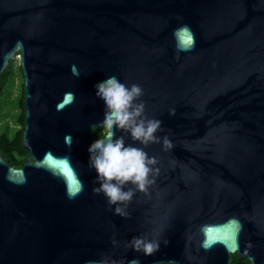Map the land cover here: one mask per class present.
Returning a JSON list of instances; mask_svg holds the SVG:
<instances>
[{
  "label": "water",
  "instance_id": "1",
  "mask_svg": "<svg viewBox=\"0 0 264 264\" xmlns=\"http://www.w3.org/2000/svg\"><path fill=\"white\" fill-rule=\"evenodd\" d=\"M14 58L27 156L0 153V264H264V0H0V73ZM109 76L142 87L173 145L144 148L158 173L126 218L88 151Z\"/></svg>",
  "mask_w": 264,
  "mask_h": 264
},
{
  "label": "clouds",
  "instance_id": "2",
  "mask_svg": "<svg viewBox=\"0 0 264 264\" xmlns=\"http://www.w3.org/2000/svg\"><path fill=\"white\" fill-rule=\"evenodd\" d=\"M73 74L78 75L75 71ZM96 88V95L105 105L103 126L106 135L92 142L88 149L90 165L97 173L99 183V187L93 191L96 194L102 193L109 206H115L114 215L126 218L129 215L126 211L128 203L137 191L146 193L154 183L153 175L158 173V169L154 168L157 159L149 156L144 148L162 142L164 149L169 150L173 145L167 136L161 138L156 135L163 131L162 122L145 115V105L140 100L143 96L141 86H128L117 77L109 76L98 83ZM174 114L175 109L169 111L170 116ZM114 129L127 132L133 141H139L143 147L126 146L124 137H116ZM128 243L133 250L142 251L145 255L158 251L161 245L159 239L140 236L133 237ZM163 243L166 245L168 241ZM133 264L138 262L133 261Z\"/></svg>",
  "mask_w": 264,
  "mask_h": 264
},
{
  "label": "trees",
  "instance_id": "3",
  "mask_svg": "<svg viewBox=\"0 0 264 264\" xmlns=\"http://www.w3.org/2000/svg\"><path fill=\"white\" fill-rule=\"evenodd\" d=\"M19 77V92L15 97V79ZM21 72L15 58L0 73V153L13 167H20L27 152L21 146V127L23 124V91ZM91 134L98 137L103 134L101 127H92ZM229 264H249L246 259H239L236 254L230 255ZM170 264V263H162Z\"/></svg>",
  "mask_w": 264,
  "mask_h": 264
},
{
  "label": "rangeland",
  "instance_id": "4",
  "mask_svg": "<svg viewBox=\"0 0 264 264\" xmlns=\"http://www.w3.org/2000/svg\"><path fill=\"white\" fill-rule=\"evenodd\" d=\"M15 61H16V64H17V59L15 58ZM19 77H17L16 79H15V89H14V91H13V95H15V97L18 95V92H19Z\"/></svg>",
  "mask_w": 264,
  "mask_h": 264
},
{
  "label": "snow or ice",
  "instance_id": "5",
  "mask_svg": "<svg viewBox=\"0 0 264 264\" xmlns=\"http://www.w3.org/2000/svg\"><path fill=\"white\" fill-rule=\"evenodd\" d=\"M70 99H71L70 97L66 98V102H68ZM63 168H64V171H65L69 176H71V170L68 168L67 164H64V165H63Z\"/></svg>",
  "mask_w": 264,
  "mask_h": 264
},
{
  "label": "flooded vegetation",
  "instance_id": "6",
  "mask_svg": "<svg viewBox=\"0 0 264 264\" xmlns=\"http://www.w3.org/2000/svg\"><path fill=\"white\" fill-rule=\"evenodd\" d=\"M101 126H102V129H103V131H104V130H105V128H104L103 124H102ZM101 126H100V127H101Z\"/></svg>",
  "mask_w": 264,
  "mask_h": 264
}]
</instances>
